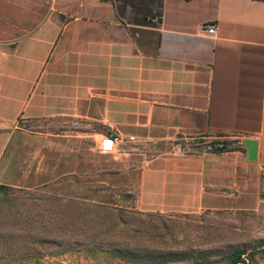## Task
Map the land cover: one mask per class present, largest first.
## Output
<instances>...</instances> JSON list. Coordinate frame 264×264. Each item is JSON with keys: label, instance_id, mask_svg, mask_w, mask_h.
Masks as SVG:
<instances>
[{"label": "crops", "instance_id": "0c3cea01", "mask_svg": "<svg viewBox=\"0 0 264 264\" xmlns=\"http://www.w3.org/2000/svg\"><path fill=\"white\" fill-rule=\"evenodd\" d=\"M26 125L60 142L54 181L72 196L170 216L258 198L264 0H0V183ZM232 133L258 142L255 162L232 139L171 153L182 135Z\"/></svg>", "mask_w": 264, "mask_h": 264}, {"label": "rangeland", "instance_id": "374dc122", "mask_svg": "<svg viewBox=\"0 0 264 264\" xmlns=\"http://www.w3.org/2000/svg\"><path fill=\"white\" fill-rule=\"evenodd\" d=\"M22 129L0 183V264H130L117 253L63 248L92 240L142 249L164 264H233L237 251H244L238 264H264V181L258 198H232L217 210L140 213L112 198L70 195V186L54 181L60 142L34 125Z\"/></svg>", "mask_w": 264, "mask_h": 264}, {"label": "built area", "instance_id": "2783aa9c", "mask_svg": "<svg viewBox=\"0 0 264 264\" xmlns=\"http://www.w3.org/2000/svg\"><path fill=\"white\" fill-rule=\"evenodd\" d=\"M204 32L208 35H213L215 29L212 26L205 27ZM228 139L233 140V145L241 150H245L244 141L248 140L244 134L232 133L230 135H182L176 138L172 144L171 153L176 157L187 156L194 153L196 148L203 147L209 152L223 154L228 149ZM114 138L105 136L99 143L97 151L101 154H108L113 151Z\"/></svg>", "mask_w": 264, "mask_h": 264}, {"label": "trees", "instance_id": "16d2710c", "mask_svg": "<svg viewBox=\"0 0 264 264\" xmlns=\"http://www.w3.org/2000/svg\"><path fill=\"white\" fill-rule=\"evenodd\" d=\"M107 207V206H106ZM109 210H112V207L109 208ZM95 241V240H94ZM93 240L90 241L88 244H82L80 242H75V243H65L63 244V248L66 252H71L73 251L76 247H82L83 250H86L89 253H97V252H105L109 255H114L115 253L119 254L120 257L123 259L125 263H130V264H164L168 260H162L160 261V256H154V255H149L148 252L147 254H141V251L143 252L142 249H136V250H131L128 248H122L120 250L115 249L113 246L108 244V242H94ZM53 246H57L58 244H53ZM244 251H237L231 254L229 260L233 264H238L242 263L240 260L241 255L243 254Z\"/></svg>", "mask_w": 264, "mask_h": 264}, {"label": "water", "instance_id": "95a60500", "mask_svg": "<svg viewBox=\"0 0 264 264\" xmlns=\"http://www.w3.org/2000/svg\"><path fill=\"white\" fill-rule=\"evenodd\" d=\"M244 148L246 150V160L248 162H255L257 159L258 142L256 140L244 141Z\"/></svg>", "mask_w": 264, "mask_h": 264}]
</instances>
